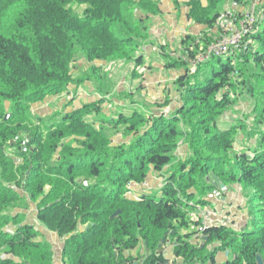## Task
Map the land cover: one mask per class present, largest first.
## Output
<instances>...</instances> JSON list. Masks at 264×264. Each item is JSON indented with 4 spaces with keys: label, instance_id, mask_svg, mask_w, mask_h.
I'll return each mask as SVG.
<instances>
[{
    "label": "trees",
    "instance_id": "trees-1",
    "mask_svg": "<svg viewBox=\"0 0 264 264\" xmlns=\"http://www.w3.org/2000/svg\"><path fill=\"white\" fill-rule=\"evenodd\" d=\"M195 1L189 0L188 18L206 30L199 39L203 51L214 40L210 33L221 10L211 14ZM216 3L208 0L212 8ZM136 5L151 11L149 0H0V251L11 257L0 256V264H55L49 242L36 241L33 227L20 224L21 215L10 216L26 209L28 199L38 221L63 240L59 264H168L163 254L155 255L168 237L182 264H217V253L229 256L222 264H256L257 255L264 264V133L258 149L229 158L236 127L217 132L216 125L231 104L237 73L243 85L255 77L264 86L260 71L244 77L249 64L264 73L263 0L245 48L211 56L178 78L181 105L170 116L155 118L140 136L143 119L136 112L110 121L111 131L135 134L129 146L110 147L108 134L87 122L88 106L48 120L30 113L34 103L72 82L76 49L89 61H106L132 46L130 11ZM192 40L187 36L183 44L193 59L199 51L190 48ZM184 136L186 164L167 174L158 194L128 198L126 185L166 169ZM209 175L225 190H252L242 208L247 222L205 226L199 213L214 208L210 195L217 189L213 179L206 181ZM198 234L206 238L203 246L192 242Z\"/></svg>",
    "mask_w": 264,
    "mask_h": 264
},
{
    "label": "rangeland",
    "instance_id": "rangeland-1",
    "mask_svg": "<svg viewBox=\"0 0 264 264\" xmlns=\"http://www.w3.org/2000/svg\"><path fill=\"white\" fill-rule=\"evenodd\" d=\"M149 2L151 11L139 5L131 8V28L134 32L128 34L135 38L131 47L123 48L106 61L99 59L89 61L79 49H76L70 63L72 82L61 94L48 95L43 100L34 103L30 106V113L42 120H48L64 112L76 111L82 106H88L87 122L92 124L96 130L105 131L110 139L109 146L117 148L121 143L125 147L129 146L136 137L134 133L126 137L121 127L119 131H111L109 126L111 120L117 119L119 115L129 117L136 112L143 119L139 129L140 136V133L153 124L155 118L161 116L166 118L177 107L179 108L181 99L176 82L187 70L192 71L195 68L196 57L204 56L200 36L190 33L193 30L192 27L196 25L188 18L192 2L189 0H149ZM195 2H201L204 8H211L212 14L218 9L221 13L225 8L230 7L233 1L217 0L213 8L211 5L208 6V0ZM244 2L248 5L250 0H244ZM214 32L210 33L213 34L212 39L218 37V34ZM187 36L194 37L191 49L198 46V55L193 59L188 57L183 44V39ZM138 59L141 60L140 63L137 62ZM214 66L217 68L218 65L215 63ZM247 66L244 68L246 70L244 77L246 74L247 77L258 74L257 71L264 75L263 71L254 67L253 64ZM208 75L210 73H205L204 79ZM238 76L237 73L232 78L234 87L229 91L231 104L223 109L216 119L217 132L229 130L231 126L236 127L235 141L232 144V150L228 151L229 158H232L237 151L247 153L258 149L259 138L264 133V122H261V120L264 121L263 83L254 77L251 81H245L243 85L242 78ZM194 119L197 120V117ZM173 156L170 165L161 173L150 171L141 183H128L126 185L128 198L136 200L143 194H158L160 188L167 182V174L179 170L181 164H186L190 156H188L185 136L177 142ZM212 176L209 175V179H206L208 183L214 179H211ZM86 184L85 182L84 185ZM216 188L210 195L214 208L205 207L199 213L205 226L208 227L213 221L230 224V221L234 220L237 223L234 226L247 222V210H242V208L247 197L252 194V190H246L237 185L231 186L225 192ZM196 200L197 198H194V201ZM31 202L33 201L28 199L26 209L12 211L10 216L19 217L21 215L20 224L24 223L33 227L38 234L35 237L36 241L47 239L50 246L53 244L51 247H54L53 251L58 255L57 264H59L63 240L56 232L48 230L38 221L37 210ZM190 217L194 220L196 216L191 213ZM16 226L19 224L14 225ZM173 241L171 237H168L161 244L159 254L165 256L168 264H182L173 255ZM204 241L206 242L205 239H201L200 234L192 237L194 244L203 246ZM209 246L211 245H207ZM0 256L3 259L11 258L5 257L1 251ZM227 258H229L227 253H217L215 259L217 264H222Z\"/></svg>",
    "mask_w": 264,
    "mask_h": 264
},
{
    "label": "built area",
    "instance_id": "built-area-1",
    "mask_svg": "<svg viewBox=\"0 0 264 264\" xmlns=\"http://www.w3.org/2000/svg\"><path fill=\"white\" fill-rule=\"evenodd\" d=\"M259 1L250 0L246 6L233 1L230 7L225 8L214 23L218 37L205 45L204 56L196 57L195 62L200 63L211 56H223L245 48L249 42L244 39L253 31Z\"/></svg>",
    "mask_w": 264,
    "mask_h": 264
},
{
    "label": "water",
    "instance_id": "water-1",
    "mask_svg": "<svg viewBox=\"0 0 264 264\" xmlns=\"http://www.w3.org/2000/svg\"><path fill=\"white\" fill-rule=\"evenodd\" d=\"M213 184L215 187L220 188V190L222 192H225V187L224 185L219 181V179L215 178L213 179ZM217 193V192H215ZM223 200V198H221ZM119 210L115 211L112 215L111 218H115L118 214H119ZM206 240V238H204ZM163 243V241H161V243L158 245L157 247V251L155 252V255H159V252L161 251V244ZM133 264H137V262H134ZM256 264H263V261L261 259V257L259 255L256 256Z\"/></svg>",
    "mask_w": 264,
    "mask_h": 264
},
{
    "label": "crops",
    "instance_id": "crops-1",
    "mask_svg": "<svg viewBox=\"0 0 264 264\" xmlns=\"http://www.w3.org/2000/svg\"><path fill=\"white\" fill-rule=\"evenodd\" d=\"M192 31L190 32V33H192L194 36H201V34L203 33V31H206V30H204V27H202L201 25H194L193 27H192ZM47 240V239H46ZM48 241V240H47ZM49 244H50V242H49ZM53 244H51V246H52ZM53 248L54 247H52V251H53ZM54 252V251H53ZM55 252H56V249H55ZM56 256H55V258H54V262H55V264H57V262H58V255L56 254V253H54ZM223 261V260H222Z\"/></svg>",
    "mask_w": 264,
    "mask_h": 264
}]
</instances>
